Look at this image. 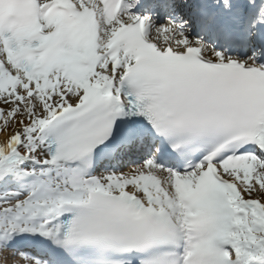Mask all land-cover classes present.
<instances>
[{
	"label": "snow or ice",
	"instance_id": "snow-or-ice-1",
	"mask_svg": "<svg viewBox=\"0 0 264 264\" xmlns=\"http://www.w3.org/2000/svg\"><path fill=\"white\" fill-rule=\"evenodd\" d=\"M0 264H264V0H0Z\"/></svg>",
	"mask_w": 264,
	"mask_h": 264
},
{
	"label": "bare ground",
	"instance_id": "bare-ground-1",
	"mask_svg": "<svg viewBox=\"0 0 264 264\" xmlns=\"http://www.w3.org/2000/svg\"><path fill=\"white\" fill-rule=\"evenodd\" d=\"M3 138V133H0V140H2Z\"/></svg>",
	"mask_w": 264,
	"mask_h": 264
}]
</instances>
